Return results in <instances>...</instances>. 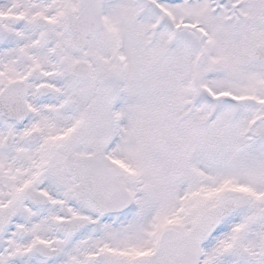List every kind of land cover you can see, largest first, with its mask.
I'll use <instances>...</instances> for the list:
<instances>
[{
	"label": "snow or ice",
	"instance_id": "6c2138e0",
	"mask_svg": "<svg viewBox=\"0 0 264 264\" xmlns=\"http://www.w3.org/2000/svg\"><path fill=\"white\" fill-rule=\"evenodd\" d=\"M0 264H264V0H0Z\"/></svg>",
	"mask_w": 264,
	"mask_h": 264
}]
</instances>
